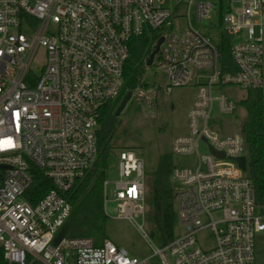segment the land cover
<instances>
[{
	"label": "built area",
	"instance_id": "1",
	"mask_svg": "<svg viewBox=\"0 0 264 264\" xmlns=\"http://www.w3.org/2000/svg\"><path fill=\"white\" fill-rule=\"evenodd\" d=\"M183 2L0 0V248L9 263L151 264L108 237L98 244L59 231L72 210L73 187L101 155L105 104L131 91L130 100L158 110L162 93L196 84L188 133L172 143L174 152L198 158L195 167L173 166L171 173L181 232L163 246L146 232L147 176L132 148L116 153L119 177L112 198L110 181L103 183L104 210L108 215V202H116V217L136 225L159 264H256L257 237L264 233V176L262 185L252 177L243 133L222 134L214 111H234L236 101L221 91L233 85L249 92L245 106L240 104L247 115L250 92L260 93L264 122V0H230L220 13V40L190 23L178 29L195 4L189 0L184 13ZM213 8L197 3L198 20ZM173 17L177 31L167 33ZM153 31L164 37L152 64L165 80L150 84L141 75L123 91L133 41ZM40 47L46 59L38 74L33 62ZM37 169L52 187L33 203L28 190ZM205 230L213 240L209 247L198 238Z\"/></svg>",
	"mask_w": 264,
	"mask_h": 264
},
{
	"label": "rangeland",
	"instance_id": "2",
	"mask_svg": "<svg viewBox=\"0 0 264 264\" xmlns=\"http://www.w3.org/2000/svg\"><path fill=\"white\" fill-rule=\"evenodd\" d=\"M175 0H166L168 4H173ZM195 4L190 9L189 17L180 18L178 29H185L189 23L205 33H208L214 40L219 39V18L220 13L225 11L230 5V0H194ZM211 2L214 8L210 11L209 17L198 20L197 3ZM189 0H184L181 5V11L187 12ZM172 24L165 28L167 33L177 31L175 18L171 19ZM224 30V29H223ZM225 36H231L224 30ZM220 40V39H219ZM45 50L40 47L36 59L33 62V67L40 74L42 65L45 63ZM142 78L144 82L150 84H159L165 80V75L157 69V65H144ZM231 99L237 103L236 108L232 113H221L217 110L219 119L222 120V134H242V125L248 118L244 106V98L249 94L247 90L237 86H225L221 89ZM197 85H185L174 87L171 92L162 93L159 97V109L148 110L146 106L138 102L136 98L128 101L122 113L117 116L119 118V127L116 132L117 141L108 157L105 167V180H109L108 193L112 198L114 189L113 181L119 177L118 162L116 153L123 148H132L143 159L145 164V172L147 178L157 170L160 157L164 154L172 156L173 165L178 168L195 167L197 165L196 154H180L173 150V140L177 136L186 135L188 133V112L196 99ZM159 112L158 114L156 112ZM155 113L152 115V113ZM126 131V132H125ZM200 149L205 151L206 148L202 144ZM103 181V183H104ZM172 181V179H171ZM173 182V181H172ZM148 191V180H147ZM116 202L110 200L108 202V218L106 221V236L114 241L117 245L125 248L130 256L137 259L149 257L151 264H159L157 257H151L153 251L148 242L142 237L136 225L125 218L116 217L115 212ZM175 231L181 232L178 227L177 203L175 201ZM215 216H217L215 214ZM137 221L141 223L142 217ZM145 229L150 234L147 218H145ZM200 243L204 247H209L213 240L209 234V230H205L198 235ZM256 264H264V233L257 237V261Z\"/></svg>",
	"mask_w": 264,
	"mask_h": 264
},
{
	"label": "trees",
	"instance_id": "3",
	"mask_svg": "<svg viewBox=\"0 0 264 264\" xmlns=\"http://www.w3.org/2000/svg\"><path fill=\"white\" fill-rule=\"evenodd\" d=\"M160 33L153 31L133 41L131 56L125 66L126 89H133L139 82L144 65L156 45ZM229 44H224V54L230 58ZM257 99L251 100L252 95ZM120 97L108 101L101 110L99 119V142L101 155L96 166L82 179L78 180L70 193L72 210L65 224L59 231L60 236L79 238L92 237L101 243L106 236L108 215L104 210L103 181L108 157L117 141L116 132L119 118L115 115ZM248 118L242 125V132L249 152V165L252 177L262 185L264 176V122L262 120V100L259 92H250L247 101ZM126 132V131H125ZM173 161L170 154L160 157L157 170L148 177L146 218L151 237L163 246L175 237V193L176 187L171 181ZM52 187L42 171L36 170L34 181L28 190V198L37 202ZM261 189V188H260ZM0 264L9 263L0 248ZM31 264H42L33 262Z\"/></svg>",
	"mask_w": 264,
	"mask_h": 264
},
{
	"label": "water",
	"instance_id": "4",
	"mask_svg": "<svg viewBox=\"0 0 264 264\" xmlns=\"http://www.w3.org/2000/svg\"><path fill=\"white\" fill-rule=\"evenodd\" d=\"M163 40H164V37H163V36H161V37L157 40L156 45H155V48H154L153 51L150 53V56H149L148 59H147V62H146L147 65H151V64H152L153 59H154V56H155V54L158 52L159 47H160L161 43L163 42ZM131 95H132V92H131V91H128V92L123 96L122 100L120 101L119 105H118L117 108H116V111H115V115H116V116H119V115L122 113V111H123L124 108L126 107L128 101L130 100ZM239 161H240L241 166H242L243 168H245V158H244V157H241V158H239Z\"/></svg>",
	"mask_w": 264,
	"mask_h": 264
}]
</instances>
